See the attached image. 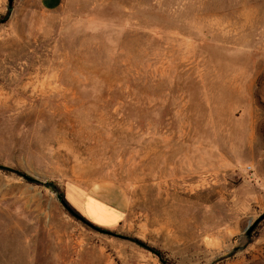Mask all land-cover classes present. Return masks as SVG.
<instances>
[{"label": "rangeland", "instance_id": "rangeland-1", "mask_svg": "<svg viewBox=\"0 0 264 264\" xmlns=\"http://www.w3.org/2000/svg\"><path fill=\"white\" fill-rule=\"evenodd\" d=\"M0 164V264H264V0H0Z\"/></svg>", "mask_w": 264, "mask_h": 264}, {"label": "crops", "instance_id": "crops-1", "mask_svg": "<svg viewBox=\"0 0 264 264\" xmlns=\"http://www.w3.org/2000/svg\"><path fill=\"white\" fill-rule=\"evenodd\" d=\"M113 194V192H110L109 194H106V197L110 200V201H115L114 203L116 204V205H112L110 202H108L109 200L106 198V200H108V201H106L103 197H100V196H98V195H94V194H90L91 196H95L94 197V199L96 200V201H98L99 203H97V205L98 204H104V203H107L106 204V206H110V204L112 205L111 207H109L108 209H105L104 210V208H106V207H104V205H102V207H100L99 205L97 206V205H91V204H89L88 203V201L87 200H83L84 201V203L82 202V211H83V213H84V215H85V217H87L89 220L90 219H92V220H94L95 218L94 217H101V219L103 220V221H112L111 223L112 224H114V222L115 221H113V220H116L117 219V217L119 216V214H120V211H119V208L118 207H122L121 206V201L120 200H115V199H113L112 197H111V195L110 194ZM87 195H89V194H87ZM114 196L116 197V193L114 192ZM85 199V198H84ZM84 204V205H83ZM83 206H84V209L86 208V212H91L92 213V217L93 218H91V217H89L87 214H85V212H84V209H83ZM118 206V207H117ZM122 211H123V213H124V210L123 209H121ZM91 215V214H90ZM124 215V214H123ZM119 219V220H118ZM117 220L118 221H120L122 218H118ZM117 221V222H118ZM112 224H108V225H112Z\"/></svg>", "mask_w": 264, "mask_h": 264}, {"label": "water", "instance_id": "water-1", "mask_svg": "<svg viewBox=\"0 0 264 264\" xmlns=\"http://www.w3.org/2000/svg\"><path fill=\"white\" fill-rule=\"evenodd\" d=\"M12 2H13V0H9L10 6L12 5ZM0 169L17 172V171L14 170L13 168L8 167V166H4V165H1V164H0ZM25 177H26L28 180H33L32 178H30V177H28V176H25ZM59 200H60L61 204H62V205H63V206L69 211V212H71L74 216L78 217L79 219L82 218V217L78 216L76 213H74V212L72 211V209L70 208V206H68V204L66 203L65 199H64L61 195H59ZM262 220H264V213L261 214V215H260V216H259V217H258V218H257L252 224H251V225H249V226L247 227V229H246V235H247V236H250L251 233H252V231L256 228V226H257ZM89 224H90V226H92L95 230L99 231L100 233H104V234H113V235H115L114 233H112V232L109 231V230L103 229V228H101V227H99V226H96V225H94V224H91V223H89ZM123 238L130 239V240H132V241H134V242L140 244L141 246L146 247V248L152 250V248H151L150 246H148L147 244H145L144 242H142V241H140V240H138V239L129 238V237H124V236H123Z\"/></svg>", "mask_w": 264, "mask_h": 264}, {"label": "trees", "instance_id": "trees-1", "mask_svg": "<svg viewBox=\"0 0 264 264\" xmlns=\"http://www.w3.org/2000/svg\"><path fill=\"white\" fill-rule=\"evenodd\" d=\"M8 171V170H7ZM61 196L65 199V201L67 202V200H66V198H65V195L62 193L61 194ZM68 203V202H67ZM69 204V203H68ZM70 205V204H69ZM83 218H84V220L85 221H87L88 223H91V224H94V225H96L97 226V224L95 223V222H93V221H91V220H89L87 217H85V216H82ZM153 249H155V248H153ZM156 252L157 253H160V252H158V250H156Z\"/></svg>", "mask_w": 264, "mask_h": 264}]
</instances>
